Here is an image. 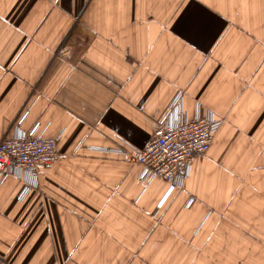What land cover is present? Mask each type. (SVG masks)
<instances>
[{
    "label": "crops",
    "instance_id": "1",
    "mask_svg": "<svg viewBox=\"0 0 264 264\" xmlns=\"http://www.w3.org/2000/svg\"><path fill=\"white\" fill-rule=\"evenodd\" d=\"M176 2L0 0V141L39 124L59 151L0 186V264H264V0H198L219 23L195 49ZM180 94L223 125L171 190L118 151Z\"/></svg>",
    "mask_w": 264,
    "mask_h": 264
},
{
    "label": "built area",
    "instance_id": "2",
    "mask_svg": "<svg viewBox=\"0 0 264 264\" xmlns=\"http://www.w3.org/2000/svg\"><path fill=\"white\" fill-rule=\"evenodd\" d=\"M182 102L180 94L143 149L118 151L129 162L142 166L143 181L149 183L162 178L170 184L171 190L181 185L196 157L210 151L223 125V121L211 113L188 121L183 117ZM20 122L13 136L0 141V186L13 174L31 178L35 185L39 170L52 168L59 159L55 139L45 136L39 124L30 132H23L18 127Z\"/></svg>",
    "mask_w": 264,
    "mask_h": 264
},
{
    "label": "snow or ice",
    "instance_id": "3",
    "mask_svg": "<svg viewBox=\"0 0 264 264\" xmlns=\"http://www.w3.org/2000/svg\"><path fill=\"white\" fill-rule=\"evenodd\" d=\"M181 5H184L182 10ZM176 9L179 10V14L174 10L168 17V20L172 22L171 31L191 45L193 49L200 48L212 36L213 29L219 21L207 8L201 7L198 0H177ZM165 27H167V24H165ZM212 38L214 39V36ZM208 46H210V43ZM112 121L111 128L116 129L119 124L118 131L120 134L122 136L127 135L128 126L118 116L112 117ZM105 123H108L107 118H105ZM131 131L133 135L138 134V130L135 128H132ZM0 255H3V253H0ZM5 264H7V261Z\"/></svg>",
    "mask_w": 264,
    "mask_h": 264
}]
</instances>
